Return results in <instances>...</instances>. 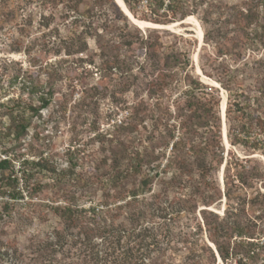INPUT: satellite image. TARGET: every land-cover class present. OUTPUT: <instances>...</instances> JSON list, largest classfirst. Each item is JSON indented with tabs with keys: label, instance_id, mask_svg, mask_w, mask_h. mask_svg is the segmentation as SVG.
<instances>
[{
	"label": "trees",
	"instance_id": "16d2710c",
	"mask_svg": "<svg viewBox=\"0 0 264 264\" xmlns=\"http://www.w3.org/2000/svg\"><path fill=\"white\" fill-rule=\"evenodd\" d=\"M60 1L42 0L41 3L44 7H52ZM64 2L68 10L82 15L89 14L91 7L106 3L123 15L115 0ZM123 2L133 16L156 24L183 19L200 7L203 8L202 20L208 22V15L218 8L224 23L232 26L237 38L235 51L238 57L253 42L264 44V0H239L230 5L222 3L224 0ZM123 18L130 27H134L129 32L115 33L113 26L105 23L91 29L88 24L87 29L72 38L69 48L84 52L88 46L87 39H93L106 68L118 69L126 79L122 90L139 77L147 78L148 98L153 97L156 101L161 100L164 91L173 89L176 84H184L186 88L182 98L173 106V121L169 120V115L164 122L156 115L151 116L157 127L141 133L145 118L138 110L141 100L127 106L129 111L126 115L120 119L115 117L106 128L92 126L91 139L98 144V152L90 171L84 167L78 170L81 168V165L77 166L78 158L75 161L70 158L65 167L52 165L47 158H25L16 147L21 148L20 141L28 134L32 117L50 105L53 89L47 81L40 82L32 71L13 74L7 88H0V95H9L5 101L0 100V109L8 116L7 125H3L5 132H0V140L6 136L12 140L11 146L0 150V199H3L0 220L20 213L19 204L24 200H42L38 196L46 184L41 183L36 172L48 175L53 187L72 182L76 188L88 189L97 183L102 189V197L87 207L76 202L75 195H81L79 190H69L68 196L52 199L49 204L43 202L58 218L57 225L42 239L44 249L49 251L50 237L55 244L68 239L94 243L99 238L109 242L111 238L118 237L115 240L119 244L121 236H137L144 221L149 216L152 219L158 215L155 211L162 202L168 201V191L175 188L177 190L173 191L179 195H191L190 199L184 196L176 198L175 211L185 210L195 219L194 230L182 240L183 250L191 254L183 264H264V192L260 190L264 187V57L256 60L257 66H253L255 79L251 86L232 79L225 82L218 79L227 93L224 121L228 142L249 154L259 153L263 160H253L252 157L239 159L231 148L224 155L219 96L214 91L209 92L207 85L191 73L189 55L183 50L178 53L174 46H166L153 28L144 32L126 16ZM216 30L204 26L203 40L206 44L211 43ZM137 53L144 56L139 69L132 58ZM146 65L149 66L148 71ZM200 68L206 76L213 77L203 66ZM135 69L136 73L133 72ZM18 78L21 83L15 89L17 92L10 95L6 89L19 83ZM93 91L97 95L100 93L96 87ZM193 139L197 141L189 142ZM148 142H157L156 148H148ZM169 144L170 152L165 157L164 150ZM221 168L220 184L214 175ZM168 172L171 174L166 178ZM193 174L197 175L195 182L199 184V192L190 191L193 184L186 182ZM185 175H189L187 180ZM156 180L163 189L155 193L152 190ZM181 186H187V190H178ZM240 190L254 193L249 197L240 196ZM221 198H224L221 213L208 208ZM199 204L205 207L198 209ZM157 247L162 248L160 245ZM16 259L22 260L23 257L17 256ZM119 260V264H123L122 258Z\"/></svg>",
	"mask_w": 264,
	"mask_h": 264
},
{
	"label": "rangeland",
	"instance_id": "374dc122",
	"mask_svg": "<svg viewBox=\"0 0 264 264\" xmlns=\"http://www.w3.org/2000/svg\"><path fill=\"white\" fill-rule=\"evenodd\" d=\"M238 1L224 0L222 3L230 5ZM41 2L42 0H0V88L1 86L3 89L7 88L9 77L13 74L19 71H27V73L32 71L33 76L39 77L40 82L47 81L53 89L50 105L32 117L29 132L20 141L21 148L16 147L18 153L30 159L47 158L52 165L58 167L68 166L70 158L72 161L78 158L77 166L81 165L78 170L81 171L84 167L90 171L92 160L98 152V144L91 139L92 126L106 128L115 117L120 119L126 115L129 111L127 106L141 100L138 110L145 116L140 128L141 133L157 127L152 122L154 117L151 116L156 115V118L164 122L169 115V120L173 121L171 116L173 106L177 100H181L182 92L186 88L184 84H176L173 89L164 91L161 100L156 101L153 97L148 98L147 78L139 77L122 90L126 79L118 69L106 68V62L98 56L99 50L93 39H87L88 46L84 52L69 48L72 38L87 29L88 24L91 29L93 26L105 23L107 26L110 25L109 27L113 26L112 30L115 33L129 32L134 27H130L124 21L123 17L128 18L127 15L124 13L121 15L109 3L91 7L89 14L82 15L68 10L64 0L52 7L51 5L44 7ZM202 9L200 7L183 19L162 24L177 23L172 28L147 26L141 29L146 32L153 28L166 46H174L178 49V53L179 50L185 51L187 56L189 55L191 73L207 85L206 89L209 92L214 91L219 96L218 109L224 155L231 148L239 159L252 157L253 160H263L259 153L249 154L239 146L231 145L227 138L225 140L223 131L226 133V126H224L221 105L222 103L224 105L225 118L227 93L220 81L232 79L233 82H243L251 86L255 79L253 66H257L256 60L264 57V44L253 42V45L247 46L238 57L235 51L237 38L233 34L232 26L224 23V18L220 15L221 10L214 8L207 17L208 22H204ZM134 18L142 20L139 17L134 16ZM193 19L200 27V38L196 35V24ZM204 26L214 31L219 30L214 32V38L209 44L203 40ZM132 58L139 69L138 66L144 60L143 53H137ZM201 66L213 77L210 78L202 73ZM145 69L148 71L149 66L146 65ZM133 72L136 73V69ZM17 81L19 83L6 89L10 95L17 92L15 89L21 83L20 78ZM94 87L100 91L98 95L93 91ZM2 95H0L1 101H5L9 96ZM0 119H2L0 132H5L3 125H7L8 116L3 109H0ZM155 131L154 135L157 137ZM11 141V137L1 138L0 150L11 146ZM195 141L197 139L189 140L191 143ZM146 145L155 149L157 142L154 144L148 142ZM164 151L167 157L170 144ZM221 171L222 168L214 175L220 184ZM42 174L44 173L36 172L41 183L46 184L38 196L42 200L37 198L24 200L25 202L19 204L20 213L16 216H5L0 220V264H119V258H122L123 264H166L167 262L183 264L191 257L190 253L183 250L182 240L194 230L195 219L185 210L176 212L174 204V200L179 196L190 199L191 195H179L178 192L173 191L177 190L175 188L168 191L166 194L168 201L162 202L161 209L155 211L158 215L152 219L149 216L148 220L144 221L142 231L137 236H121L119 244L115 240L118 237L111 238L109 242L99 238L94 243L68 239V242L56 244L53 237H50L48 242L51 241L52 244L48 246L51 251L49 255V251L44 249L45 243H42V239L53 226L57 225L58 218L48 211L43 202L49 204L52 199L68 196L69 190H79L81 195H75L76 202L87 207L101 199L102 189L97 183L88 189L76 188L72 182L56 184L53 187L48 175ZM170 174L168 172L165 177L168 178ZM185 177L187 180L189 175ZM196 177L197 175L193 174L186 182L193 184L190 191L199 192V184L195 182ZM162 189V184L156 180L152 191L156 193ZM178 190L186 191L187 186H181ZM260 190L264 192V187H260ZM253 193L239 191L240 196L246 197ZM1 201L3 199H0V203ZM223 201L224 198H221L208 208L221 213L224 207ZM204 207V204L198 205V209ZM37 210L41 212V217L38 216ZM159 245L162 248L157 247ZM119 255L122 257H118ZM17 256H22L23 259L18 260Z\"/></svg>",
	"mask_w": 264,
	"mask_h": 264
},
{
	"label": "bare ground",
	"instance_id": "6f19581e",
	"mask_svg": "<svg viewBox=\"0 0 264 264\" xmlns=\"http://www.w3.org/2000/svg\"><path fill=\"white\" fill-rule=\"evenodd\" d=\"M117 4L120 6L121 10L123 11V13H127L128 16H130V20L137 26H140L141 28L143 27H167V28H172L174 25H176L177 23H171V24H167V25H162V24H156V23H152V22H147V21H142V20H138V19H135L133 16H131V13L127 10V8L125 7L124 3L122 0H117L116 1ZM126 15V14H125ZM192 21H194V23L196 24V35L197 37L200 38L201 36V30H200V27L199 25L197 24V22L193 19ZM195 27V26H194ZM222 107V114H223V108H224V105L222 103L221 105ZM223 117V116H222ZM224 132V131H223ZM224 138L226 140V137H225V132H224ZM213 247V246H212Z\"/></svg>",
	"mask_w": 264,
	"mask_h": 264
},
{
	"label": "water",
	"instance_id": "95a60500",
	"mask_svg": "<svg viewBox=\"0 0 264 264\" xmlns=\"http://www.w3.org/2000/svg\"><path fill=\"white\" fill-rule=\"evenodd\" d=\"M125 5V4H124ZM127 8V7H126ZM129 11V10H128ZM130 12V11H129ZM126 15H127V13H125ZM128 16V15H127ZM131 16H133V15H131ZM134 17V16H133ZM128 18L130 19V16H128ZM139 28H141L140 26H138ZM153 27V26H152ZM154 28H159V27H154ZM160 28H162V27H160ZM200 73V72H199ZM222 116H223V119H224V111H223V114H222ZM223 124H224V122H223ZM225 126V125H224ZM224 133V132H223ZM225 137H226V133H225ZM221 173H222V171H221Z\"/></svg>",
	"mask_w": 264,
	"mask_h": 264
}]
</instances>
